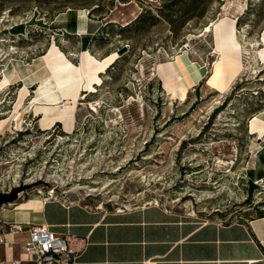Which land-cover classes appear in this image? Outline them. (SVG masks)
Masks as SVG:
<instances>
[{
	"label": "rangeland",
	"instance_id": "obj_1",
	"mask_svg": "<svg viewBox=\"0 0 264 264\" xmlns=\"http://www.w3.org/2000/svg\"><path fill=\"white\" fill-rule=\"evenodd\" d=\"M65 1L0 0V71L9 57L30 62L52 43L74 65L82 51L96 59L126 52L80 101L71 133L60 124L32 132L38 116L26 124L23 113L0 135V195L38 183L0 210L40 199L112 211L156 200L202 221L264 215V133L248 130L251 117L264 111V0H245L235 17L232 10L243 0H194V7L188 0ZM221 19L235 20L240 60L249 69L224 93L206 80L169 92L187 68L173 69L177 58L212 72L220 56L213 29L205 33V27ZM19 87L0 92V120L12 111Z\"/></svg>",
	"mask_w": 264,
	"mask_h": 264
},
{
	"label": "crops",
	"instance_id": "obj_2",
	"mask_svg": "<svg viewBox=\"0 0 264 264\" xmlns=\"http://www.w3.org/2000/svg\"><path fill=\"white\" fill-rule=\"evenodd\" d=\"M262 33L264 29L259 38ZM180 59H184L187 68L179 73L190 88L211 74L206 68L195 82V67L191 64L196 62H190L187 56ZM172 68H178L177 64ZM159 79L164 84L160 74ZM35 85L29 88L34 89ZM258 114L264 120V111ZM251 135L258 137L257 132ZM40 200L37 204L29 200L16 210L1 208L0 216L4 215L0 220L8 224L46 226L57 234L87 237L89 244L78 260L80 264H264V218L222 223L202 221L156 205L115 212L106 207L90 208L79 201ZM28 204L31 208H26ZM7 238L12 245H0V262L24 260L21 246L26 234Z\"/></svg>",
	"mask_w": 264,
	"mask_h": 264
},
{
	"label": "bare ground",
	"instance_id": "obj_3",
	"mask_svg": "<svg viewBox=\"0 0 264 264\" xmlns=\"http://www.w3.org/2000/svg\"><path fill=\"white\" fill-rule=\"evenodd\" d=\"M244 3L245 0L235 4L232 10L234 17L241 13ZM224 11H227L226 6ZM212 29L216 45L214 53L219 54L220 59L213 64L212 72L206 81L207 86H210L211 89L224 93L235 78L249 68L244 66L240 60V45L235 36V20L221 19L211 22L209 26L205 27V33L212 31ZM261 46L264 47V43ZM117 56V53L114 52L109 56L96 59L89 51H82L79 54V65H74L52 43L43 55L30 62L9 57L5 67L0 71V92L7 90L12 85H19L20 87L19 91L17 90V99L15 98L16 102L12 111L8 112L9 115L6 119L0 120V135L5 131L12 130L13 123H17L23 113L28 114L27 120L24 122L26 124L33 122L34 117L38 116V119L34 120L35 123L33 122L34 124L31 126L32 132L49 129L58 123L65 133H71L76 122V109L83 105L80 101L85 100L94 91L95 86L101 83L99 74L111 66ZM180 60L177 58L176 64L185 67L183 65L184 59ZM193 66L195 67V80L198 81L204 75L207 67L197 64ZM258 69L259 67L256 66L253 71L257 72ZM34 83H36L35 88L30 93L29 87ZM189 88V84L184 79L179 78L177 84L168 87L167 90L173 93L179 90L187 91ZM89 106L93 111L94 106L92 104ZM248 130L251 134L257 132L258 135H261L264 133V121L258 115L251 117ZM148 204L157 205L158 203L155 200ZM12 205L14 204L8 206Z\"/></svg>",
	"mask_w": 264,
	"mask_h": 264
},
{
	"label": "built area",
	"instance_id": "obj_4",
	"mask_svg": "<svg viewBox=\"0 0 264 264\" xmlns=\"http://www.w3.org/2000/svg\"><path fill=\"white\" fill-rule=\"evenodd\" d=\"M22 233L26 234L21 246L25 259H13L0 264H23L24 261L28 264H80L78 260L89 244L87 237L57 234L46 226L8 224L0 220V245L11 246L12 243L7 236ZM148 264H157V262Z\"/></svg>",
	"mask_w": 264,
	"mask_h": 264
},
{
	"label": "water",
	"instance_id": "obj_5",
	"mask_svg": "<svg viewBox=\"0 0 264 264\" xmlns=\"http://www.w3.org/2000/svg\"><path fill=\"white\" fill-rule=\"evenodd\" d=\"M125 52H126V48L123 47V48H121V49H119L117 51V55L118 56L123 55ZM36 184H38V183L22 185L20 188L16 189L15 191H13L9 195H6V194L0 195V207H1V205H4V204L14 203L16 201V196H17V194L19 192H21L24 189H29V188L33 187L34 185H36ZM255 264H262V263L258 262V263H255Z\"/></svg>",
	"mask_w": 264,
	"mask_h": 264
},
{
	"label": "trees",
	"instance_id": "obj_6",
	"mask_svg": "<svg viewBox=\"0 0 264 264\" xmlns=\"http://www.w3.org/2000/svg\"><path fill=\"white\" fill-rule=\"evenodd\" d=\"M45 1H46V0H36V3L41 4V3H44ZM65 2L71 3L72 1H71V0H66ZM188 2L191 3V7H194V0H188ZM97 8H98V7H97ZM97 8H94L93 10H91L90 13H94V12L96 11ZM160 10H162V9H160ZM159 13H162V12L159 11ZM184 13H186V12H184ZM142 18H143V16H142V14H140V15L134 20L133 25H135V24H137L138 22H140ZM127 26H128V25H127ZM124 29H126V27H125ZM56 125H59V124H56ZM27 131H29V130H26V132H27ZM38 132H40V130H39ZM62 133H64V132H62ZM64 134H65V133H64ZM65 135H67V134H65ZM249 183H250V185H252V181H251V180H249ZM252 187H254V186H252ZM258 218H264V215L259 216ZM238 222L243 223V222H245V221H238Z\"/></svg>",
	"mask_w": 264,
	"mask_h": 264
}]
</instances>
